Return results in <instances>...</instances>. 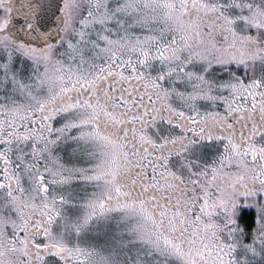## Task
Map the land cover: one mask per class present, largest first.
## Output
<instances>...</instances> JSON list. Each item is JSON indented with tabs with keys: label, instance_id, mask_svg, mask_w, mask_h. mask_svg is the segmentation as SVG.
<instances>
[{
	"label": "snow or ice",
	"instance_id": "1",
	"mask_svg": "<svg viewBox=\"0 0 264 264\" xmlns=\"http://www.w3.org/2000/svg\"><path fill=\"white\" fill-rule=\"evenodd\" d=\"M0 264H264V0H0Z\"/></svg>",
	"mask_w": 264,
	"mask_h": 264
}]
</instances>
